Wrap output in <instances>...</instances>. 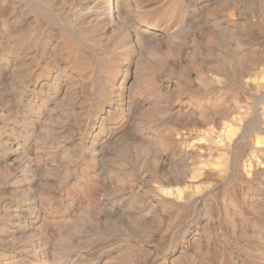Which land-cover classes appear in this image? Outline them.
I'll return each instance as SVG.
<instances>
[{"label": "rangeland", "instance_id": "1", "mask_svg": "<svg viewBox=\"0 0 264 264\" xmlns=\"http://www.w3.org/2000/svg\"><path fill=\"white\" fill-rule=\"evenodd\" d=\"M0 264H264V0H0Z\"/></svg>", "mask_w": 264, "mask_h": 264}, {"label": "bare ground", "instance_id": "2", "mask_svg": "<svg viewBox=\"0 0 264 264\" xmlns=\"http://www.w3.org/2000/svg\"><path fill=\"white\" fill-rule=\"evenodd\" d=\"M124 82H125V81H124ZM120 84H121V83H120ZM124 84H125V83H124ZM127 85H128V84H127ZM127 89H128V88H127ZM127 89H126V90H127ZM124 92H125V91H124ZM131 92H132V91H131ZM130 95H131V94H130ZM123 97H125V96H123ZM117 102H118V101H117ZM122 102H123V101H122Z\"/></svg>", "mask_w": 264, "mask_h": 264}]
</instances>
